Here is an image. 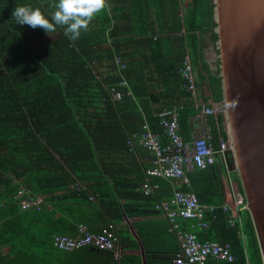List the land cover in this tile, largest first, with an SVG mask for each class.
Segmentation results:
<instances>
[{"label": "trees", "instance_id": "trees-1", "mask_svg": "<svg viewBox=\"0 0 264 264\" xmlns=\"http://www.w3.org/2000/svg\"><path fill=\"white\" fill-rule=\"evenodd\" d=\"M57 2L0 0V264H56L64 250L54 246L53 237L67 234L56 227L60 223L73 227L75 221L101 233L105 225L151 213L144 202L152 198L143 194L141 182L146 162L155 156L129 142L146 123L168 142L159 114L175 108L181 135L190 139L196 111L180 72L187 50L203 95L223 101L220 61L207 55L211 48L219 54L213 0H107L77 40L62 27L50 36L13 19L17 5L40 8L50 19ZM118 57L125 64L121 72ZM208 122L212 144L219 135L228 137L222 115ZM219 176L217 166L197 170L188 174L190 187L175 189L217 206L198 239L230 244L236 257L230 264H263L248 211L245 239L228 225ZM155 181L163 193L169 191L166 182ZM23 188L44 197L40 209L21 211L15 197ZM79 251L121 263L110 252Z\"/></svg>", "mask_w": 264, "mask_h": 264}, {"label": "built area", "instance_id": "built-area-1", "mask_svg": "<svg viewBox=\"0 0 264 264\" xmlns=\"http://www.w3.org/2000/svg\"><path fill=\"white\" fill-rule=\"evenodd\" d=\"M116 65L120 72L125 69L123 59L116 58ZM185 79V88L191 95L192 103L196 113L190 119V139L185 140L181 135L179 125V110H165L159 114L165 128L168 142L164 143L159 134L154 133L149 124L146 123L141 135L134 136L129 146L134 149L137 146L148 149L155 157L152 167L146 170L147 180L141 186L145 196H154L159 186L151 183V178H160L172 182L182 183L190 186L188 174L195 169L205 170L208 167L217 166L218 171L222 167L230 168L232 162L230 152L233 146L230 138L220 135L219 147L216 148L211 142V131L209 127L210 116H223L220 103L213 98H206L199 86V76L189 50L184 57V65L180 70ZM122 86H127L123 81ZM129 95L132 94L128 91ZM116 99H122L123 94L114 92ZM223 188L227 199L223 209L228 212L227 223L231 228L238 230V235L245 239V216L247 211L245 197L240 190L237 180L222 174ZM19 200L21 211L40 209L45 203L44 197L31 193L29 190L21 189L15 200ZM92 200H95L93 197ZM216 210L214 206L202 205L197 196L191 192L175 191L173 197L168 201H161L156 205V211L165 215L169 222V231L178 238L180 249L174 255L171 264H221L226 261L233 263L235 258L231 246L214 240L200 241L195 234L184 231L180 227L179 219L185 221L197 220L200 229H208L207 214ZM115 225L111 224L99 234H93L85 226H81L79 237L57 235L53 237L54 246L64 251H74L90 247L92 249L113 253L115 258H120L123 250Z\"/></svg>", "mask_w": 264, "mask_h": 264}, {"label": "water", "instance_id": "water-1", "mask_svg": "<svg viewBox=\"0 0 264 264\" xmlns=\"http://www.w3.org/2000/svg\"><path fill=\"white\" fill-rule=\"evenodd\" d=\"M224 125L264 264V0H213Z\"/></svg>", "mask_w": 264, "mask_h": 264}, {"label": "crops", "instance_id": "crops-1", "mask_svg": "<svg viewBox=\"0 0 264 264\" xmlns=\"http://www.w3.org/2000/svg\"><path fill=\"white\" fill-rule=\"evenodd\" d=\"M185 32L186 31L183 28L181 33L185 34ZM211 51H213V48H211ZM209 61H212V60H209ZM223 125H224V119H223ZM224 130L227 133L225 125H224ZM187 140H189V138ZM219 140H220V137H219ZM218 144L219 142L214 144L216 148L219 147ZM230 162H233V160H231ZM146 165L148 168H150L152 167L153 164L152 162L149 161V163L146 162ZM197 170L199 169H195L194 171H197ZM219 171L222 172V174L224 175H228L230 172L229 176H231V178H233L234 180H237L236 179L237 174L236 172L232 171L231 168H228L226 170L225 166L224 167L221 166V169ZM219 178H220V184H221V195L223 198V203H222L223 205L225 204V200H227V197H226V194L223 188V183H222L223 177L219 176ZM146 180H147V176L144 179V181L141 182V186L144 184ZM155 180H161V181L166 182L170 187L169 191L165 190L163 193L161 184H159ZM151 181L153 184H156L159 186V190L155 193V195L150 196L152 200L149 202H144L145 206L147 205V203L149 204V211L151 213L148 215L144 214L140 216L130 215L123 220H118L115 224L117 227L118 233H119L121 247L124 250L121 260L118 261L121 263H118V264H171L174 258V255L180 249V244H179L177 236L169 231L170 222L168 218L165 215L160 214L158 212L156 213L154 211L156 210V205L159 204L161 201H164V200L158 201L159 197L163 195L170 197L172 193L176 191L175 189L177 186L181 188L183 185L181 182L180 183L172 182V181H168V180H164L160 178H151ZM190 185H191V181H190ZM170 199L171 197L168 200ZM134 201H136V199L132 200L130 203L134 204ZM93 212H94V209H92L90 214H93ZM245 221H246V218H245ZM87 222L91 223V221L89 220H86V223ZM178 222L182 230L192 232L193 234L196 235L197 238L199 237V234L203 232L198 227L199 221L197 220L196 221L195 220L185 221V220L179 219ZM71 224L73 227H70L69 224L66 225L65 223H60L56 227H60L62 230H65L68 235L67 234H64V235L69 236V237H79L80 236L79 229L81 226L87 227L89 231L93 233V231H91V229L86 224H78L75 221H71ZM92 224L93 226H95V228L98 226L95 222H92ZM52 225L53 223L50 224L51 227H46L48 233L51 232L49 230L53 228ZM105 226H103L102 230L105 229L104 228ZM77 229H78V233L75 234ZM65 231L63 232L66 233ZM59 232L60 231L57 232L58 235H63V233L59 234ZM93 234H99V233H93ZM58 255H59L60 260H58L56 264H117V263H112L109 259H106V257L95 258L94 255L90 251L89 253H87L86 251H79V250L78 251L74 250V251H69V252L64 251V253L58 252Z\"/></svg>", "mask_w": 264, "mask_h": 264}, {"label": "clouds", "instance_id": "clouds-1", "mask_svg": "<svg viewBox=\"0 0 264 264\" xmlns=\"http://www.w3.org/2000/svg\"><path fill=\"white\" fill-rule=\"evenodd\" d=\"M106 6L107 0H58L49 19L40 8L17 5L13 10V19L16 24L28 25L33 29L41 28L49 35L62 27L66 37L77 40L82 32L89 30L92 21ZM231 156L233 158L232 154Z\"/></svg>", "mask_w": 264, "mask_h": 264}, {"label": "rangeland", "instance_id": "rangeland-1", "mask_svg": "<svg viewBox=\"0 0 264 264\" xmlns=\"http://www.w3.org/2000/svg\"><path fill=\"white\" fill-rule=\"evenodd\" d=\"M216 59H217V55L215 54L214 51H211V50H210L209 53H208V60H212L211 62H215ZM213 60H214V61H213ZM198 76H199V73H198ZM227 201H230V199H227ZM245 203H246V200H245ZM246 206H247V204H246ZM227 244H228V243H227ZM229 245H230V244H229ZM122 250H123V248H122ZM123 253H124V250H123V252H122L120 258H116L117 261H119V260L122 258ZM221 264H227V262H226V261H223V262H221Z\"/></svg>", "mask_w": 264, "mask_h": 264}]
</instances>
